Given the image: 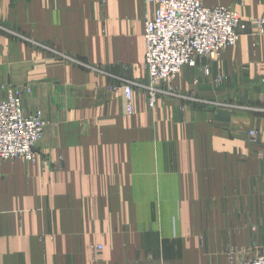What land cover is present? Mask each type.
<instances>
[{
	"label": "crops",
	"instance_id": "0c3cea01",
	"mask_svg": "<svg viewBox=\"0 0 264 264\" xmlns=\"http://www.w3.org/2000/svg\"><path fill=\"white\" fill-rule=\"evenodd\" d=\"M201 1L264 17V0ZM155 10L0 0V98L29 88L26 112L50 121L35 163L0 161V264H240L264 247V31L185 66L151 107Z\"/></svg>",
	"mask_w": 264,
	"mask_h": 264
},
{
	"label": "built area",
	"instance_id": "2783aa9c",
	"mask_svg": "<svg viewBox=\"0 0 264 264\" xmlns=\"http://www.w3.org/2000/svg\"><path fill=\"white\" fill-rule=\"evenodd\" d=\"M146 1L156 7L153 16L145 17L147 97L151 107H155L163 86L171 85L185 66H196L203 57L219 60L225 49L235 45L248 25L254 23L243 20L230 6L209 7L201 0ZM256 22L264 31V17ZM223 80L219 76L217 81ZM123 87L127 112L133 113V87ZM27 91L29 88H7L6 97L0 99V161L35 163L38 159L39 143L50 121L41 109L26 112L23 100ZM101 249L102 245L94 247L95 251ZM260 252L240 264H264V249Z\"/></svg>",
	"mask_w": 264,
	"mask_h": 264
},
{
	"label": "rangeland",
	"instance_id": "374dc122",
	"mask_svg": "<svg viewBox=\"0 0 264 264\" xmlns=\"http://www.w3.org/2000/svg\"><path fill=\"white\" fill-rule=\"evenodd\" d=\"M243 20H244V19H243ZM254 23H255L256 25H258V23L256 22V20L254 21ZM250 25H251V24H250ZM248 27H249V25H248ZM248 27H247V28H248ZM246 30H247V29H246ZM259 32H263V31H260V30H259ZM241 35H242V34H241ZM239 39H240V37H239ZM239 39H238V40H239ZM237 42H238V41H237ZM221 58H222V57H221ZM221 58H220V59H221ZM262 81L264 82V76H263V78H262ZM218 85H219V84H218ZM5 88H6V89H7V88H13V89H16V90H20V89H21L20 86L12 85V84H9V85H8L7 87H5ZM6 95H7V93H6ZM0 99H2V98H0ZM252 132H254V131H252ZM252 132H251V133H252ZM38 151H39V148H38ZM263 249H264V247L261 248L260 251H262ZM260 251H258V252H257L256 254H254L253 256H255V255L261 253ZM253 256H252V257H253ZM249 257H251V256H249ZM244 259H246V258H244ZM244 259H243V260H244ZM243 260H242V261H243Z\"/></svg>",
	"mask_w": 264,
	"mask_h": 264
}]
</instances>
